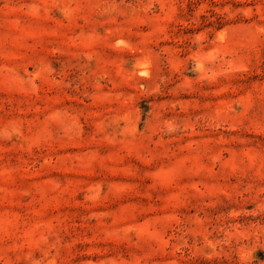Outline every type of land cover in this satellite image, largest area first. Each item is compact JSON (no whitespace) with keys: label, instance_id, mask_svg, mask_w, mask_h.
Returning a JSON list of instances; mask_svg holds the SVG:
<instances>
[{"label":"rangeland","instance_id":"374dc122","mask_svg":"<svg viewBox=\"0 0 264 264\" xmlns=\"http://www.w3.org/2000/svg\"><path fill=\"white\" fill-rule=\"evenodd\" d=\"M0 264H264V0H0Z\"/></svg>","mask_w":264,"mask_h":264}]
</instances>
